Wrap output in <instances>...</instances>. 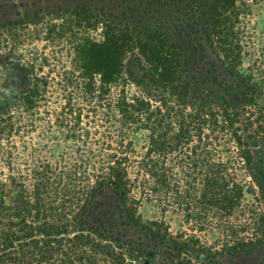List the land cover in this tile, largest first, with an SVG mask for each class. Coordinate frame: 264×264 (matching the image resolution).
Instances as JSON below:
<instances>
[{
	"label": "trees",
	"instance_id": "trees-1",
	"mask_svg": "<svg viewBox=\"0 0 264 264\" xmlns=\"http://www.w3.org/2000/svg\"><path fill=\"white\" fill-rule=\"evenodd\" d=\"M237 1L69 12L100 39L0 107V264H264V48Z\"/></svg>",
	"mask_w": 264,
	"mask_h": 264
},
{
	"label": "rangeland",
	"instance_id": "rangeland-1",
	"mask_svg": "<svg viewBox=\"0 0 264 264\" xmlns=\"http://www.w3.org/2000/svg\"><path fill=\"white\" fill-rule=\"evenodd\" d=\"M245 2L250 9L246 10L244 29L251 31L257 47L264 48V1ZM118 5L119 0H0V107L12 102L31 85L40 69L53 75L59 63L68 66V51L77 37L87 35L100 39L99 25L96 29L77 31L76 38L73 37L69 20L73 8L84 6L99 14L101 10L117 12ZM43 59L46 62L40 65ZM248 62L247 57L245 63ZM137 211L143 219H164L173 232L179 231L181 226L184 229L179 215L171 211L164 214L143 199L139 200ZM234 262L241 264L244 261L234 259Z\"/></svg>",
	"mask_w": 264,
	"mask_h": 264
}]
</instances>
